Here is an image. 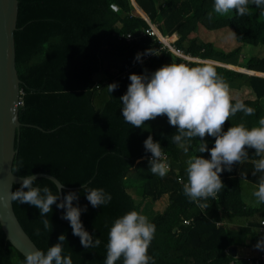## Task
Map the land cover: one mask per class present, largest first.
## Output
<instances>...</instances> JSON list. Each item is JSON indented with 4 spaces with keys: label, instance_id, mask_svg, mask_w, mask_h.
I'll use <instances>...</instances> for the list:
<instances>
[{
    "label": "trees",
    "instance_id": "1",
    "mask_svg": "<svg viewBox=\"0 0 264 264\" xmlns=\"http://www.w3.org/2000/svg\"><path fill=\"white\" fill-rule=\"evenodd\" d=\"M213 9L214 0H17L13 40L20 125L11 171L18 176L47 173L66 187L64 194L78 192V205L74 201V206L87 207L80 217L83 227L101 240L98 248L85 249L69 222L61 218L63 210L58 212L55 205L47 214L51 230L43 232L39 209L11 200L16 219L38 249L46 251L64 234L63 254L70 253L73 264H104L114 220L129 211L139 212L146 198L162 203L149 218L156 231L148 255L156 264H238L239 259L227 252L229 246L256 248L264 239L260 225L264 204L244 203L234 173L221 175L225 187L214 201H207L210 206L205 210L183 194L188 159L194 155L210 158L208 152L198 153L199 138L185 145V151L172 142L176 128L166 117L136 128L124 122L120 111V97L127 90L130 74L151 73L170 63H211L183 61L160 48L153 35L131 42L117 39L120 33L143 31L147 28L143 18L147 17L162 36L175 35L172 45L184 54L212 61L230 94L255 109L251 116H231L225 131L241 123L249 129L259 126L264 117V76L246 71L264 74V55L244 57L241 52L246 44L264 47V7L249 5L245 16L234 11L221 16ZM220 29L230 30L234 41L227 51L205 38ZM148 50L155 54L146 59L142 55L136 61L137 53ZM105 60L111 71L103 67ZM99 72L106 78H96ZM112 83L118 88L109 93L107 86ZM148 136L166 155L169 171L163 178L153 175L149 161L142 159L151 154L143 146ZM214 139L205 137L209 149ZM18 162L23 167L15 172ZM85 183L110 193L111 202L93 208L81 188ZM34 186L56 191L44 177H37ZM18 188L20 184H13L12 192ZM37 227L42 230L40 237L34 235ZM0 264H23L1 233Z\"/></svg>",
    "mask_w": 264,
    "mask_h": 264
},
{
    "label": "clouds",
    "instance_id": "2",
    "mask_svg": "<svg viewBox=\"0 0 264 264\" xmlns=\"http://www.w3.org/2000/svg\"><path fill=\"white\" fill-rule=\"evenodd\" d=\"M249 5L262 8L264 0H214L213 10L221 16L232 11L238 16H245L249 14ZM148 54L155 53L149 50L143 54L137 53L135 59L141 61L142 55ZM128 79L127 90L120 97V111L126 124L141 128L146 122L164 116L168 124L176 128L171 137L173 143L188 151L185 145L199 138L198 153H209L210 158L194 155L186 162V182L182 185V191L198 208H209L207 201L210 198L214 201L225 187L220 174L231 172L233 165H241L248 160V149L254 150L256 157H259L253 162V175L256 172L264 173V117L259 119L258 127L249 129L241 123L224 130L231 116L237 113L251 116L255 114V109L230 94L229 85L211 63L198 66L170 63L151 73L130 74ZM107 88L112 93L118 84H109ZM206 136L215 138L214 146L210 149L205 142ZM143 146L145 152L151 153L149 171L161 178L166 176L169 165L162 159L160 144L148 136ZM22 167V162H18L14 171L20 172ZM35 181L34 175L23 176L20 188L11 192L9 198L39 209L43 232L51 230L47 214L55 205L63 210L61 218L69 222L72 234L79 237L80 244L85 249L98 248L101 240L94 239L84 229L80 219L87 207L74 206V201L78 205V192L64 194L63 184L56 186L53 192L47 186H34ZM81 188L93 208L108 205L112 200L111 194L103 188H91L86 183L81 184ZM253 196L257 203L264 204V175L260 176ZM155 231L156 226L149 218L135 210L115 219L108 231L104 264H117L118 261H122V264H156L154 258L148 255ZM34 235H42L40 227L34 229ZM65 239V235L61 234L58 242L46 251L35 249L27 252L23 264H73L71 254H63ZM255 247L264 250V239Z\"/></svg>",
    "mask_w": 264,
    "mask_h": 264
},
{
    "label": "water",
    "instance_id": "3",
    "mask_svg": "<svg viewBox=\"0 0 264 264\" xmlns=\"http://www.w3.org/2000/svg\"><path fill=\"white\" fill-rule=\"evenodd\" d=\"M136 11V10H135ZM137 12V11H136ZM17 14V0H0V233L24 262L25 254L38 249L21 228L12 209L13 184H20L23 176L12 173L15 134L20 125L17 119L19 79L14 67L13 31ZM243 72V71H242ZM250 74V73H249ZM50 180L55 187L61 184L47 173L30 174ZM64 188H66L64 186ZM59 202V201H58ZM59 212V209L57 208ZM227 252L235 257H247L250 248L229 246Z\"/></svg>",
    "mask_w": 264,
    "mask_h": 264
},
{
    "label": "crops",
    "instance_id": "4",
    "mask_svg": "<svg viewBox=\"0 0 264 264\" xmlns=\"http://www.w3.org/2000/svg\"><path fill=\"white\" fill-rule=\"evenodd\" d=\"M170 36H173V34ZM169 39H171V38L169 37ZM252 72L246 71V73L264 76V74H261L259 72H255V71H252ZM248 155H249L248 160H246L241 165H233L234 168L229 173H234L233 175L240 180V194H241L242 200L244 201V203L246 205H251V204L257 203L256 198L253 196V192L257 190L259 178L261 175H264V173L256 172L253 175V173L255 171L253 162L255 160L259 159V157H256L254 150H252V149H248ZM225 172H228V171H224L220 175H222ZM242 247L243 248H250V252H249V255L247 257L235 256L239 259L238 264H259V263L255 262L259 258L258 257L260 255L259 250L257 248H252L249 246H242Z\"/></svg>",
    "mask_w": 264,
    "mask_h": 264
},
{
    "label": "rangeland",
    "instance_id": "5",
    "mask_svg": "<svg viewBox=\"0 0 264 264\" xmlns=\"http://www.w3.org/2000/svg\"><path fill=\"white\" fill-rule=\"evenodd\" d=\"M207 33V32H206ZM172 39L175 38V36H171ZM207 37V38H206ZM206 39L212 40L215 47L222 49V50H229L234 46V41L232 39V35L230 30L228 29H220L218 31L212 32L210 35H205ZM242 56L248 57L251 55H258L262 56L264 55V47L263 46H253L246 44L241 52ZM241 58V57H240ZM243 59H239V62ZM103 67L106 68L107 71H111L112 68L110 66V62L105 60L102 63ZM225 67V66H223ZM235 70V69H233ZM96 78L105 79L106 76L103 72L97 73L95 76ZM163 198L166 199V196H163ZM162 208L161 201H151L149 198H146L139 206V213L146 215L148 218H150L153 214L157 213Z\"/></svg>",
    "mask_w": 264,
    "mask_h": 264
},
{
    "label": "built area",
    "instance_id": "6",
    "mask_svg": "<svg viewBox=\"0 0 264 264\" xmlns=\"http://www.w3.org/2000/svg\"><path fill=\"white\" fill-rule=\"evenodd\" d=\"M110 8L112 10H116V6L114 4L110 5ZM141 17V16H140ZM143 18V17H142ZM144 21L147 24V28H145L143 31H141L140 33H138L137 35H133L130 32H126V33H120L117 35V39L118 40H124L125 42H131L134 38L136 37H140L143 35H153L158 42L160 43V48H166L167 50H169L173 55H175L176 57H179L180 59H182L183 61H203V62H211L212 61H207V60H201L198 59L196 57H191L187 54H184L179 48L175 47L174 45H172V42L174 41V39L169 40L168 42H164L161 41L157 35L158 30L156 29L155 25L152 24L148 18H143ZM159 33V32H158ZM160 34V33H159ZM161 35V34H160ZM165 37V36H163ZM171 37V36H169ZM169 37H165V38H169ZM148 55H144L142 57V59H146ZM19 103V102H18ZM142 159H147L148 161H150L151 159V154H147V155H143ZM162 159L166 162V155L165 153H163ZM167 163V162H166ZM260 225L262 227V230L264 231V216L263 218L260 220ZM256 263L261 262L262 264H264V250H262L261 254L259 255L258 260L255 261Z\"/></svg>",
    "mask_w": 264,
    "mask_h": 264
},
{
    "label": "bare ground",
    "instance_id": "7",
    "mask_svg": "<svg viewBox=\"0 0 264 264\" xmlns=\"http://www.w3.org/2000/svg\"><path fill=\"white\" fill-rule=\"evenodd\" d=\"M157 35H158V37H159V39H160L161 41L168 42L169 40H171V39H169V38H165V37H163V36L160 35L158 32H157ZM198 57H199V56H198Z\"/></svg>",
    "mask_w": 264,
    "mask_h": 264
}]
</instances>
